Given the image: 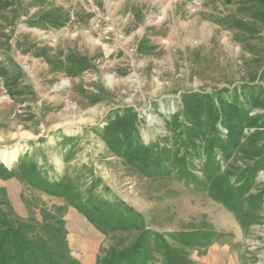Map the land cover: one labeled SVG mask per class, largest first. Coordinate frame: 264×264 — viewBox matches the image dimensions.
Listing matches in <instances>:
<instances>
[{
    "label": "rangeland",
    "instance_id": "rangeland-1",
    "mask_svg": "<svg viewBox=\"0 0 264 264\" xmlns=\"http://www.w3.org/2000/svg\"><path fill=\"white\" fill-rule=\"evenodd\" d=\"M10 1L0 9V208L13 224L50 238L44 226L64 220L79 261L83 238L99 244L97 262L149 229L192 264H264V0ZM220 96L247 112L229 122L240 145H227L221 122L197 123L201 153L187 151L188 106L193 116ZM127 115L133 126L116 124ZM118 130L163 159L116 153ZM214 135L226 145L209 158ZM116 201L143 229L103 233L75 205Z\"/></svg>",
    "mask_w": 264,
    "mask_h": 264
},
{
    "label": "trees",
    "instance_id": "trees-1",
    "mask_svg": "<svg viewBox=\"0 0 264 264\" xmlns=\"http://www.w3.org/2000/svg\"><path fill=\"white\" fill-rule=\"evenodd\" d=\"M11 3L10 0H0V9L10 6ZM54 21L56 23L57 19ZM1 73L9 75L8 70L5 68L1 69ZM11 78L7 77L6 79L11 81ZM216 91L219 92L220 90ZM196 107L199 113L196 112L192 116L189 106L186 112V119H188L189 126L186 125L184 128V132L188 133V136L183 141V145H185L187 151L194 152L197 150L201 153L200 148L199 150L197 148V140H195L201 134H197L194 128H192L193 125H198L197 123H199V128L205 130L209 124L212 125V123L221 122L229 130L230 139L227 145L231 146V148H236L240 145L239 135H236L232 129V124H229V122L233 119L241 120L243 115H247L244 107L236 105L233 101L223 99L221 96L217 102H205L202 106L198 107L196 105ZM204 115L207 121L212 119L214 122H203L200 118ZM133 118L131 115L118 117L116 124H120L122 127L126 124V128H128L133 126ZM248 119H250L252 126L255 127L258 125L259 117L249 116ZM261 123V125H264V121ZM126 131L122 132L118 130L114 134H111L109 140L111 148L116 153L118 152L121 156L133 162L153 157L158 165L163 159V153L161 154V152L156 151L148 153L146 150H138L139 146L134 142L135 136L136 141L139 139L137 138V134H133L131 131L127 133ZM225 145L226 139L214 135L208 140L203 149V153L207 157L213 158L215 157V148L222 150L225 148ZM209 173L214 176L213 184L218 190L223 193L230 190L231 185H226L220 181L222 176L217 177L214 174L216 172ZM58 186H62V183H59ZM55 188L57 186L53 189ZM50 191L56 192L58 190ZM241 191L243 192L242 189ZM123 204V201H116L115 203H106L105 206H95L93 208L86 204L75 205L103 233L143 229L142 216L129 205L124 204L125 208L121 209ZM232 208L235 210L236 204ZM64 225L65 221L59 220L57 224L44 226L48 228L47 231L51 234L50 238H44L40 234L32 233V225L20 224L15 226L9 214L0 208V264H82L81 261L71 256ZM44 227L42 226V228ZM175 240L185 246L197 244L190 233H178L175 235ZM155 253L163 256L165 261L162 264H192L191 261L187 260L177 249L171 246L165 238L160 237L159 234L149 229H143V232L141 231V235L130 249L121 251L112 247L106 252L105 256L98 258L96 264H155L151 262V260H155L156 258Z\"/></svg>",
    "mask_w": 264,
    "mask_h": 264
},
{
    "label": "crops",
    "instance_id": "crops-1",
    "mask_svg": "<svg viewBox=\"0 0 264 264\" xmlns=\"http://www.w3.org/2000/svg\"><path fill=\"white\" fill-rule=\"evenodd\" d=\"M88 241H90V242L88 243ZM80 242L84 246H87L89 249L88 254L83 256V259L80 258L82 264H96L97 254L94 252V248L95 249L98 248L99 244L97 242L91 240V239H86V238H83ZM77 256H79V255H77Z\"/></svg>",
    "mask_w": 264,
    "mask_h": 264
}]
</instances>
